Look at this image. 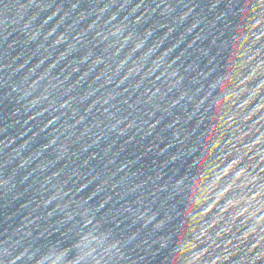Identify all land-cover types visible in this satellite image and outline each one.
Listing matches in <instances>:
<instances>
[{
  "label": "water",
  "instance_id": "water-1",
  "mask_svg": "<svg viewBox=\"0 0 264 264\" xmlns=\"http://www.w3.org/2000/svg\"><path fill=\"white\" fill-rule=\"evenodd\" d=\"M0 264H264V0H0Z\"/></svg>",
  "mask_w": 264,
  "mask_h": 264
}]
</instances>
